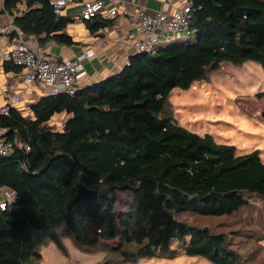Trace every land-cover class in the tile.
Returning a JSON list of instances; mask_svg holds the SVG:
<instances>
[{
  "label": "trees",
  "instance_id": "obj_1",
  "mask_svg": "<svg viewBox=\"0 0 264 264\" xmlns=\"http://www.w3.org/2000/svg\"><path fill=\"white\" fill-rule=\"evenodd\" d=\"M51 1L6 0L0 15L21 13L13 25L40 44L77 45L66 33L73 20ZM186 1L193 13L187 39L134 54L121 72L74 95L41 98L31 118L13 107L0 113V136L14 144L11 156L0 155V205L1 192L13 194L0 206V264H38L48 242L67 256L64 236L84 253H106L97 264L179 254L248 264L227 234L187 216L264 215L259 152L239 155L166 112L174 90L209 82L225 64L264 68V0ZM86 22L92 33L112 23ZM64 113L62 129H54L50 122Z\"/></svg>",
  "mask_w": 264,
  "mask_h": 264
},
{
  "label": "rangeland",
  "instance_id": "obj_2",
  "mask_svg": "<svg viewBox=\"0 0 264 264\" xmlns=\"http://www.w3.org/2000/svg\"><path fill=\"white\" fill-rule=\"evenodd\" d=\"M182 1V0H180ZM182 3L178 2L177 6ZM65 10V9H64ZM63 10V11H64ZM188 38V34L177 41ZM176 40L162 45L174 44ZM264 92V68L255 62L241 67L225 64L221 71L211 76L209 82H199L187 90L176 89L170 97L167 116H171L182 127L199 135H212L220 144L234 146L239 155L259 152L264 162V121L262 111L264 99L257 94ZM66 118L50 122L61 130ZM3 200H12L8 191L1 192ZM193 224L211 229L214 233H225L248 264H264V215L259 211H246L228 219H203L187 216ZM259 231L260 234L257 235ZM254 235L253 237H248ZM68 250L64 255L53 243L42 249V261L38 264H97L106 253H84L64 236ZM174 243L173 249H177ZM132 264H212L202 257L179 254L173 259H142Z\"/></svg>",
  "mask_w": 264,
  "mask_h": 264
},
{
  "label": "crops",
  "instance_id": "obj_3",
  "mask_svg": "<svg viewBox=\"0 0 264 264\" xmlns=\"http://www.w3.org/2000/svg\"><path fill=\"white\" fill-rule=\"evenodd\" d=\"M89 0H69L68 6L61 14L68 17L73 22L68 25L66 33L77 44L73 47H66L49 42L40 44L39 39L34 36H27L19 29L11 32L13 17L21 15L14 12V15L4 13L0 15V53L14 48L18 43L12 39L17 37L19 41L29 44L37 54L44 60L63 61L66 59H75L88 49H93L95 56L85 62V69L79 74L75 86L76 89L100 83L107 78L118 74L128 64L129 57L134 55L131 43L135 39V15L137 12L146 8L150 11H161L168 9L165 0L158 2L149 0H101L109 8H119L120 13L123 9L129 10L126 16L120 15L113 20L110 26L92 33L86 21L79 20L83 3ZM5 0H0V9ZM99 18H103L99 16ZM104 19V18H103ZM106 20V19H104ZM43 38V37H42ZM5 58L0 59V112L9 105L10 98L18 97L19 101L12 104L13 108L21 110L26 117H33L31 106L46 97V92L40 86L27 89L22 83L20 74L22 70L10 66ZM11 64V63H10ZM66 114L56 115L51 122L66 118ZM0 133V135H2Z\"/></svg>",
  "mask_w": 264,
  "mask_h": 264
},
{
  "label": "built area",
  "instance_id": "obj_4",
  "mask_svg": "<svg viewBox=\"0 0 264 264\" xmlns=\"http://www.w3.org/2000/svg\"><path fill=\"white\" fill-rule=\"evenodd\" d=\"M68 2L69 0H52L51 4L57 14H62ZM165 2L168 9L150 11L142 8L135 15L136 37L131 43L134 54L155 53L164 42L178 40L190 32L193 20L190 4L186 0H165ZM178 2L182 4L177 6ZM121 12L123 13H120L118 7H107L101 0H89L83 3L78 18L81 21H89L102 16L106 20H113L120 15H128L130 11L124 8ZM13 30L16 28L11 25V32ZM12 41L13 44L18 43L17 46L0 53V59L5 58L22 70L20 77L27 89L40 86L48 96L61 93L74 95L77 90L75 82L79 74L84 71L85 62L95 56L94 50L88 49L75 59L47 61L41 58L29 44L19 41L17 37H14ZM18 101V97L10 98V104L6 105L0 113L7 115L12 104ZM13 153L14 144L0 136V155L11 156ZM7 201L11 200L1 202L0 206L3 210L6 208Z\"/></svg>",
  "mask_w": 264,
  "mask_h": 264
},
{
  "label": "water",
  "instance_id": "obj_5",
  "mask_svg": "<svg viewBox=\"0 0 264 264\" xmlns=\"http://www.w3.org/2000/svg\"><path fill=\"white\" fill-rule=\"evenodd\" d=\"M6 1V0H5Z\"/></svg>",
  "mask_w": 264,
  "mask_h": 264
}]
</instances>
